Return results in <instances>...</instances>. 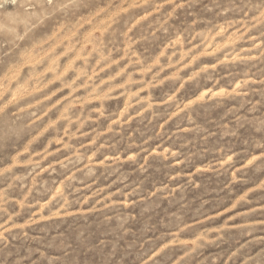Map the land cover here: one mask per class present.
Listing matches in <instances>:
<instances>
[{
    "label": "rangeland",
    "instance_id": "rangeland-1",
    "mask_svg": "<svg viewBox=\"0 0 264 264\" xmlns=\"http://www.w3.org/2000/svg\"><path fill=\"white\" fill-rule=\"evenodd\" d=\"M0 264H264V0H1Z\"/></svg>",
    "mask_w": 264,
    "mask_h": 264
},
{
    "label": "bare ground",
    "instance_id": "bare-ground-1",
    "mask_svg": "<svg viewBox=\"0 0 264 264\" xmlns=\"http://www.w3.org/2000/svg\"><path fill=\"white\" fill-rule=\"evenodd\" d=\"M13 1H15V0H13ZM16 1H17V4H18V5H23V4H25V3H29V2L40 3V0H16ZM0 3H1V0H0ZM60 3H63V1L60 2ZM29 5H30V4H29Z\"/></svg>",
    "mask_w": 264,
    "mask_h": 264
}]
</instances>
